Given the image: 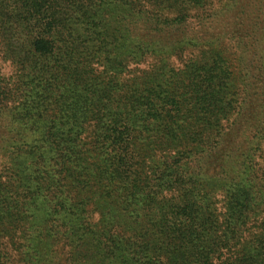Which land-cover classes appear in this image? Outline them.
I'll use <instances>...</instances> for the list:
<instances>
[{"label": "trees", "instance_id": "16d2710c", "mask_svg": "<svg viewBox=\"0 0 264 264\" xmlns=\"http://www.w3.org/2000/svg\"><path fill=\"white\" fill-rule=\"evenodd\" d=\"M0 264H264V0H0Z\"/></svg>", "mask_w": 264, "mask_h": 264}]
</instances>
